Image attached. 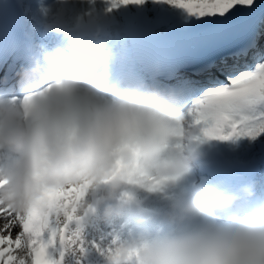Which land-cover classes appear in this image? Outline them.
<instances>
[{"label":"clouds","instance_id":"obj_1","mask_svg":"<svg viewBox=\"0 0 264 264\" xmlns=\"http://www.w3.org/2000/svg\"><path fill=\"white\" fill-rule=\"evenodd\" d=\"M115 59L94 43L42 48L12 92L0 88V207L63 227L71 209L47 194L84 187L72 205L78 229L113 222L139 191L168 192L192 176L204 137L192 105L170 90L111 83ZM253 195L251 184L181 190L154 231L113 238L104 264H264V201L235 207ZM22 232L15 255L33 264ZM68 248L75 255L78 244Z\"/></svg>","mask_w":264,"mask_h":264},{"label":"snow or ice","instance_id":"obj_2","mask_svg":"<svg viewBox=\"0 0 264 264\" xmlns=\"http://www.w3.org/2000/svg\"><path fill=\"white\" fill-rule=\"evenodd\" d=\"M112 7L143 5L145 0H110ZM170 6L173 18L187 25L199 23L203 32L190 42L194 49L212 50L216 44L227 38L242 34H255L258 28H264V0H157ZM179 10V11H174ZM264 35V33H261ZM250 56V60L247 59ZM233 63L225 60L220 69L223 80L209 77L206 82L181 75L183 62L172 78L178 89L189 96H195L192 102L196 123L202 127L203 136L221 141L233 137L250 136L255 138L264 133V47H258L255 35L246 46L232 53ZM244 58V63L241 59ZM214 65H209L211 68ZM205 69L197 70L200 75ZM86 187V186H85ZM84 187L58 190L47 194L52 204L63 202L67 212V223L55 227L49 222L41 223L33 211L27 218L17 217L10 209L0 207V264H25L15 255L20 247L18 236L28 238L33 252V264H62L61 259H53L50 247L57 241L62 248L81 244L78 232H71L70 225L75 220L72 214L84 194ZM16 219L18 223H13ZM19 229L15 235L13 231ZM45 232L49 237L45 240Z\"/></svg>","mask_w":264,"mask_h":264},{"label":"bare ground","instance_id":"obj_3","mask_svg":"<svg viewBox=\"0 0 264 264\" xmlns=\"http://www.w3.org/2000/svg\"><path fill=\"white\" fill-rule=\"evenodd\" d=\"M23 2L25 6L28 7L35 5L36 17L33 21L34 23L40 22L50 13L56 11V9L60 8L59 10L63 11L64 8L65 15H67L65 19L67 20L68 26L73 29L77 35L92 39L93 41L102 40L107 48L112 49L116 53V57L119 54V44L127 42L126 33H129L131 26H133L134 23H141L137 17L132 21L134 16H137V12H139L137 11L138 9L152 16L157 9L165 6L167 9L165 13H156L159 15V18H156L158 23L164 22L167 18L173 16L170 6L163 2L158 6L156 0H145V3L139 6L128 5L115 8L112 7L110 0H23ZM99 12L107 13L109 20L108 26H111L109 33L105 36H101V33H99L97 29L98 25L96 22L99 21L96 17ZM90 20H92L94 24L96 23L94 27L88 24ZM77 22H79L78 25L76 24ZM181 23L183 22L181 21ZM190 24L193 25L195 23ZM261 33H264V28H258L254 35L257 39V43L258 41L260 42L259 47H264V35H261ZM201 139L203 141L201 147L203 156L197 162V167L198 169L202 168L204 174L215 177L222 183L236 176L242 177V167L238 168L237 166L238 163H240V166L247 163L245 159L239 158L242 156L247 157L246 155H251V157L257 160L260 169L263 170L260 174V178L264 174V133L259 134L255 138L250 136H239L225 141L224 157L221 161H218L216 165H225L227 167L225 172H216L214 168L206 166L207 161L213 160L212 151L215 148L208 143L207 138L201 137ZM236 157L239 159L236 160ZM244 181H246V179ZM252 183H254V181H252ZM260 183L264 184V181L260 180ZM183 184L184 183L179 185L177 189L158 194H149L144 191L137 192L135 194V199L131 203L126 204L122 209L121 215L111 223L97 222L93 219L91 223H85L82 227L77 229L76 223L73 222L70 225V230L71 232L79 233V240L82 242L83 251L80 250L81 244L78 243V248H76L74 255L72 250L68 247L62 248L59 241H57L56 245L52 248V253L55 255L56 259H61V252L63 251L62 264H104L102 253L106 251V247L110 245L113 238H126L129 235L139 233L140 230L143 232L146 231V229L153 231V227L150 225H154L156 228L161 225L160 217L167 209L169 202L168 197L181 190H186ZM242 186L244 185H239V189ZM244 202L245 199H242L238 203ZM101 207L97 209L94 215L102 214ZM18 231L19 229H15L13 235ZM48 237L49 233L45 232L43 238L47 240ZM86 259L88 260L87 263H85Z\"/></svg>","mask_w":264,"mask_h":264},{"label":"rangeland","instance_id":"obj_4","mask_svg":"<svg viewBox=\"0 0 264 264\" xmlns=\"http://www.w3.org/2000/svg\"><path fill=\"white\" fill-rule=\"evenodd\" d=\"M59 9H60V8H58V9H56V10H59ZM61 9H62V7H61ZM63 11H65L64 8H63ZM35 13H36V10H35V12L33 13V17L35 16ZM90 21H92V20H90ZM95 24H96V23H95ZM109 27H110V29H111V26H109ZM109 31H110V30H109ZM246 156H247V157L242 156V157H239V158H240V159H245V160H247L249 157L251 158V155H246ZM239 158L236 157L235 159L237 160V159H239ZM188 179H190V177H189ZM188 179H187V180H188ZM187 180H186V181H187ZM186 181L183 182V183H184V184H183V187H184ZM185 188H186V187H185ZM154 216H155V214H154ZM146 231H149V230L146 229ZM140 232H143V231L140 230ZM53 247H54V246H53ZM53 247H50V248L52 249ZM49 254H50V256H51L52 258L56 259V258H55V255H54L52 252H49ZM87 261H88V260L86 259V260H85V263H87ZM90 264H91V263H90Z\"/></svg>","mask_w":264,"mask_h":264}]
</instances>
